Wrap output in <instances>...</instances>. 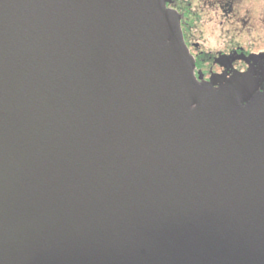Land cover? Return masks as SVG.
<instances>
[{
	"label": "water",
	"instance_id": "water-1",
	"mask_svg": "<svg viewBox=\"0 0 264 264\" xmlns=\"http://www.w3.org/2000/svg\"><path fill=\"white\" fill-rule=\"evenodd\" d=\"M164 2L0 0V264H264V95Z\"/></svg>",
	"mask_w": 264,
	"mask_h": 264
},
{
	"label": "clouds",
	"instance_id": "clouds-1",
	"mask_svg": "<svg viewBox=\"0 0 264 264\" xmlns=\"http://www.w3.org/2000/svg\"><path fill=\"white\" fill-rule=\"evenodd\" d=\"M166 2V0H165ZM164 2V5H165ZM234 20L231 26L223 31H217L214 17H209L208 21H201V27L198 28L196 34L191 37L193 43H200L202 45L201 51L211 53L223 52L225 55L232 50L234 46H247L249 48H259L264 51V0H233ZM212 37L210 40L209 37ZM244 39L245 43L242 44L241 40ZM260 57V56H258ZM205 67L198 69L195 66L192 69V77L197 85L206 84L205 80L212 79L211 72L225 73L224 68L212 65L210 60H205ZM211 70V72L209 71ZM227 72L225 79H231L233 72L244 75L250 70L248 64L243 66L237 65L236 69ZM202 71L204 79L197 76V72ZM213 90H219V85H213ZM257 94L264 95V87L257 89ZM242 106H247L246 104ZM197 104H191L190 109L195 111Z\"/></svg>",
	"mask_w": 264,
	"mask_h": 264
},
{
	"label": "flooded vegetation",
	"instance_id": "flooded-vegetation-1",
	"mask_svg": "<svg viewBox=\"0 0 264 264\" xmlns=\"http://www.w3.org/2000/svg\"><path fill=\"white\" fill-rule=\"evenodd\" d=\"M166 3L168 8L176 11V13L178 14L181 21L184 37H190V34L188 35L187 31L192 29L191 23L192 21H194V23L196 22V19L199 18L198 14L191 8V6H188L189 4L183 7L181 0H166ZM231 3L227 4L228 6L227 8L230 9L229 12L227 11L228 20L229 18L230 19L232 18L231 12H234L233 4ZM224 6L225 5H223V7ZM212 12H213V8L211 9L210 13L212 14ZM223 12L225 13L226 11ZM198 49L199 46L197 44H193L192 50L195 51ZM219 54H220L219 56L221 58V62L220 65L218 66L221 68L225 67L224 68L225 73L222 72L219 73L220 76H216L217 73L211 72V70H209L211 72V75H213V77L212 79L209 78L205 80V82H210L212 83V85H219V87H223V86L233 87L246 98L251 97L253 94L257 92V89L262 88L264 84V51L260 53H256L252 50H249L248 52L245 53V49L243 47H234L232 48L231 51L228 52L227 55H225L223 52ZM198 55L200 54L196 53L195 59H197ZM244 64H248L250 67V70L247 74L240 75L233 72V76L231 79H225V77L227 76V72L232 71L231 65L233 66V70L235 71L237 70L236 69L237 65L243 66ZM196 66L198 68L197 60H196Z\"/></svg>",
	"mask_w": 264,
	"mask_h": 264
},
{
	"label": "rangeland",
	"instance_id": "rangeland-1",
	"mask_svg": "<svg viewBox=\"0 0 264 264\" xmlns=\"http://www.w3.org/2000/svg\"><path fill=\"white\" fill-rule=\"evenodd\" d=\"M232 2V3H231ZM182 6L185 7L186 5L191 6V8L198 14L199 18L196 19V22L192 21L191 23V30L187 31L188 35L190 34V37H184V40L187 44L189 45V50L192 54V56L195 59L196 53L200 54L197 56V59H195V62L197 60L198 63V68L203 69L205 67V60H210L212 65H220L221 58L220 54L216 53L215 55L211 53H205L201 51L202 45L200 43H193L191 37L194 36L198 30L199 27H201V21H208L209 17H214L215 24L217 26V31H223L228 29L231 26V22L234 20V12H231L232 18L228 20L227 13L230 11L228 9L227 4L231 3L233 4V0H181ZM223 5H225L223 7ZM217 7V8H216ZM223 7V9H222ZM213 8L212 14L210 13L211 9ZM215 8V9H214ZM191 9V10H192ZM223 11H226L225 13ZM228 11V12H227ZM211 14V15H210ZM182 27V26H181ZM209 39L211 40L212 37L210 36ZM241 43L244 44L245 41L244 39L241 40ZM193 44H197L199 46L198 50H192L193 49ZM234 47H241V46H234ZM233 47V48H234ZM245 49V53L248 52L249 50H252L256 53L262 52L259 48H249L247 46H243ZM221 53V52H220ZM197 68V66H196ZM221 68V67H220ZM210 70V69H209ZM202 73V71H200ZM199 73V72H197ZM203 75V73H202Z\"/></svg>",
	"mask_w": 264,
	"mask_h": 264
}]
</instances>
